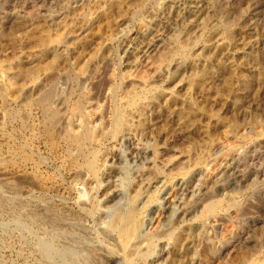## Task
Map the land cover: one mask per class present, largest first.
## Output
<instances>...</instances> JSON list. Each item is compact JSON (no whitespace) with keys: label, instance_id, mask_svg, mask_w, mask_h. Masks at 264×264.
I'll use <instances>...</instances> for the list:
<instances>
[{"label":"rangeland","instance_id":"1","mask_svg":"<svg viewBox=\"0 0 264 264\" xmlns=\"http://www.w3.org/2000/svg\"><path fill=\"white\" fill-rule=\"evenodd\" d=\"M171 1L0 0V264H264V13L230 0L247 17L226 29L202 7L126 61Z\"/></svg>","mask_w":264,"mask_h":264},{"label":"bare ground","instance_id":"2","mask_svg":"<svg viewBox=\"0 0 264 264\" xmlns=\"http://www.w3.org/2000/svg\"><path fill=\"white\" fill-rule=\"evenodd\" d=\"M171 1V0H170ZM243 2V4L247 5V7L249 8V10H252L254 12H258L262 15V13H264V0H241ZM3 2V0H2ZM230 0H172L170 2V6L172 7L173 11H172V15H166V13L164 11L159 12L155 17H153L152 19L148 20L145 24L144 29L142 30L141 33H139V35L135 38H133L131 41H129L128 44H126L123 48V54L125 57V60L127 58H130V55L137 53V54H141L142 57L143 56H148L155 48L159 47L161 44H163V42L169 38L172 34L175 35V33H178L180 31L185 30L188 27V24H190V21L194 18L196 19V16L202 11V7L206 8V13L209 12L213 15H219L220 16V20L221 22H223L224 26L226 29H230L234 24V22L236 23H241L244 19V17H247V12L244 8V6H236V7H231L230 5ZM242 4V5H243ZM248 10V11H249ZM167 12V11H166ZM205 13V12H204ZM205 13V14H206ZM170 14V13H168ZM204 14V16H205ZM203 15V14H202ZM212 15V16H213ZM255 15V14H254ZM200 16V15H199ZM208 16V14H207ZM257 16V15H256ZM254 16V17H256ZM198 17V16H197ZM210 17V15H209ZM252 17V16H251ZM151 18V17H150ZM207 18V17H205ZM147 20V19H146ZM199 20V19H198ZM254 20H257L256 18ZM253 20V21H254ZM197 21V19H196ZM207 21V19H206ZM251 21V22H253ZM195 22V21H194ZM256 23V22H255ZM252 24V23H251ZM256 25V24H255ZM207 27V26H206ZM202 28V27H201ZM205 28V27H204ZM192 30V29H191ZM190 30V31H191ZM2 33V32H1ZM183 33V32H182ZM187 33H189V31H187ZM185 34V33H184ZM137 35V34H136ZM200 37V36H199ZM175 40V39H174ZM196 40V39H195ZM192 40H190L189 42L191 43ZM170 42V41H169ZM195 41L193 40L192 43H194ZM189 43V44H190ZM248 43V42H247ZM169 44V43H168ZM175 44V43H174ZM186 46V45H185ZM183 48V47H182ZM176 50V49H175ZM172 51V50H171ZM172 54V52H171ZM136 55V54H135ZM134 56V55H133ZM132 57V56H131ZM124 59V58H123ZM131 59V58H130ZM133 60V59H132ZM127 61V60H126ZM133 62V61H132ZM69 75V74H68ZM80 83V82H79ZM51 87V86H50ZM4 88V87H3ZM53 89V88H52ZM52 95V91L50 89L45 90L44 92H42L40 98H38V105H40L42 107V109L44 110L43 112H45V117H46V122L50 125L53 124L54 122L56 123V119L58 118V112L56 110H52L50 105H49V100L50 97ZM60 113V112H59ZM19 117V116H18ZM119 120V119H118ZM117 120V121H118ZM15 121V120H14ZM120 121V120H119ZM45 122V123H46ZM87 123V122H86ZM48 126V125H46ZM119 126V125H118ZM49 128V127H48ZM52 131V129H51ZM119 132V131H118ZM53 135V134H52ZM13 136V135H12ZM51 136V135H50ZM68 141L71 143H76L78 144V147H80V151L81 153L84 154L85 150V145L88 144L92 139H93V135L91 133V131L88 128H84L83 131L81 133H79L78 135H68L67 136ZM50 141V140H49ZM52 142V140H51ZM50 142V143H51ZM144 155V154H143ZM77 157V156H76ZM137 157V156H136ZM233 158V157H232ZM73 159V158H72ZM241 159V158H240ZM233 161V160H232ZM228 163V162H226ZM250 163V162H249ZM246 164V163H244ZM90 166L93 167V164L90 163ZM260 168V167H259ZM235 169V168H234ZM233 169V170H234ZM263 172V171H262ZM203 173V172H202ZM230 173V172H229ZM233 175V174H232ZM145 177V176H144ZM219 177V176H218ZM227 177V176H226ZM235 177V176H234ZM142 178V177H141ZM147 178V177H145ZM140 179V178H139ZM138 179V180H139ZM141 180V179H140ZM223 180V179H222ZM143 181V180H142ZM215 181V180H213ZM140 182V181H139ZM147 183V181H145ZM220 182V181H219ZM222 182V181H221ZM138 183V182H137ZM156 181L153 180L152 182H149L147 184L149 190H151V188H154ZM245 184V183H244ZM138 185V184H137ZM180 185V184H178ZM184 185V184H183ZM215 185V184H214ZM189 186L191 187V185L189 184ZM193 186V185H192ZM139 187V186H137ZM179 195H183L185 193H189L192 192L191 190L184 188L181 186H179ZM208 187V186H207ZM242 187V186H241ZM240 187V188H241ZM136 188V187H135ZM199 188V187H198ZM209 188V187H208ZM174 189V188H173ZM221 189V188H220ZM137 190V188H136ZM197 190V189H196ZM200 190V189H199ZM119 191V190H117ZM147 191V190H146ZM178 191V190H177ZM203 191V189H202ZM114 192V191H113ZM232 194V193H231ZM147 195V194H146ZM174 195V194H173ZM202 195V194H201ZM204 195V194H203ZM121 196V195H120ZM172 196V195H171ZM170 196V197H171ZM191 196V195H190ZM219 196V195H218ZM116 197V196H115ZM174 198V196H172ZM195 197V196H194ZM232 197V196H231ZM198 197H196L195 199H197ZM223 198V197H222ZM176 199V198H175ZM178 199V197H177ZM194 199V200H195ZM203 199V198H201ZM208 199V198H206ZM215 199V198H214ZM219 199V198H218ZM147 200V199H146ZM170 202L172 201V199H169ZM211 200V199H210ZM118 201V200H117ZM116 201V202H117ZM204 201V199H203ZM148 202V201H147ZM175 202V201H174ZM177 202V201H176ZM208 202V201H207ZM113 203V202H112ZM179 203V202H178ZM182 203V202H181ZM200 203V202H199ZM198 203V204H199ZM162 204V203H161ZM173 204V203H171ZM176 204V203H175ZM187 204V203H186ZM202 204V201H201ZM198 205L196 204L197 207H189V206H182L179 207L181 208L177 213V222L179 224H182L184 222H192L194 220H196L200 215L202 214H208L211 213L212 211H214V209L216 208V206L218 205V201L213 200L210 201L208 203L202 204V205ZM120 205V204H119ZM158 205V204H157ZM170 205V204H169ZM183 205V204H182ZM162 207V206H161ZM136 208H138L136 206ZM219 208V207H218ZM217 209V208H216ZM158 210V209H155ZM136 212V211H135ZM159 212V213H158ZM158 218L162 215V213L164 214H168V217L172 214V208L165 206L163 209H161L160 211H158ZM116 213H118L116 211ZM214 213V212H212ZM119 214V213H118ZM204 215V216H205ZM165 216V215H164ZM167 217V218H168ZM157 218V221H158ZM120 219V218H119ZM130 220V218L128 219ZM118 221V220H117ZM161 221V220H160ZM173 221V220H172ZM197 221V220H196ZM123 222V221H122ZM145 222V220H144ZM153 222V221H152ZM59 223V222H58ZM149 223V222H148ZM151 223V222H150ZM159 223V221L157 222ZM176 223V222H175ZM119 224V223H118ZM154 224H155V220H154ZM167 224V223H166ZM150 225V224H149ZM170 225V224H169ZM122 226V225H121ZM163 226V224H162ZM196 226V225H195ZM148 227V226H147ZM160 227V226H159ZM175 227V226H174ZM178 227V226H177ZM154 228V227H153ZM161 228V227H160ZM176 228V227H175ZM181 228V227H180ZM138 229V228H137ZM179 229V228H178ZM135 230V229H134ZM157 230V229H156ZM160 230V229H159ZM168 230H170V228H168ZM167 230V231H168ZM252 229H250L251 231ZM130 231V230H129ZM158 232V231H156ZM160 232V231H159ZM247 233V232H246ZM161 234H165V232H161ZM247 235V234H246ZM173 237V236H172ZM155 237L154 234L150 235V237H148V240L150 242H152L154 240ZM248 238V237H247ZM253 238V236H252ZM144 239V238H143ZM147 239V238H146ZM160 239V238H159ZM196 230L192 233L187 234L186 237V242L188 245H192L196 240ZM145 240V239H144ZM185 240V239H184ZM195 240V241H194ZM155 241V240H154ZM199 241V240H198ZM148 242V241H147ZM181 242H183L181 240ZM142 243V242H141ZM196 243V242H195ZM247 243V242H246ZM79 244V243H78ZM143 245V244H141ZM149 245V244H148ZM147 245V246H148ZM152 245V244H151ZM166 245V244H165ZM249 245V244H248ZM93 246V245H92ZM133 246V245H132ZM145 246V247H147ZM194 246V245H193ZM139 247V246H137ZM226 247V246H225ZM81 248V247H80ZM103 248V247H102ZM169 248V247H168ZM132 248H130L131 250ZM135 249V248H134ZM144 249V248H143ZM167 249V248H166ZM192 249V248H191ZM83 250V249H82ZM92 250V249H91ZM94 250V249H93ZM141 250V248H140ZM176 250V249H175ZM184 250V249H183ZM190 250V249H189ZM129 251V250H128ZM136 252V251H135ZM89 253V252H88ZM99 253V252H98ZM101 253V252H100ZM139 253V252H138ZM167 253V252H166ZM165 253V254H166ZM176 253V252H175ZM133 254V253H132ZM170 254V253H169ZM179 254V252H178ZM74 255V254H73ZM93 255H97L96 253L94 254V251L90 252L89 256H93ZM128 255V254H127ZM104 257V256H102ZM172 257V256H171ZM179 259L182 260V257L180 258V256L178 257ZM260 259V258H258ZM160 260V259H158ZM164 260V258H163ZM188 260V259H187ZM186 260V261H187ZM262 260V259H261ZM264 260V259H263ZM168 261V260H167ZM189 261V260H188ZM260 261V260H258ZM162 262V261H161ZM194 262V261H193ZM264 262V261H263ZM262 262V263H263Z\"/></svg>","mask_w":264,"mask_h":264}]
</instances>
